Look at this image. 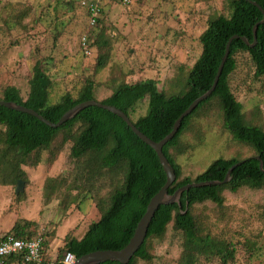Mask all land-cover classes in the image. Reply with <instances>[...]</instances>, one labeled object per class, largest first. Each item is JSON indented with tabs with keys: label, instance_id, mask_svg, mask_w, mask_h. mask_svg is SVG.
I'll use <instances>...</instances> for the list:
<instances>
[{
	"label": "trees",
	"instance_id": "16d2710c",
	"mask_svg": "<svg viewBox=\"0 0 264 264\" xmlns=\"http://www.w3.org/2000/svg\"><path fill=\"white\" fill-rule=\"evenodd\" d=\"M82 1L69 0L67 5L74 7L76 2L88 18L89 13ZM252 1L264 10V0ZM228 8L227 15L219 14L208 20L206 28L198 37L201 52L189 72L177 77V87L172 93L159 90L158 79L149 78L133 83L122 81L112 87L108 96L99 99L95 95L93 79L85 78L75 93L67 91L54 95L53 80L37 60L30 72L26 96L23 97L17 86L8 85L2 90L0 100L14 101L57 122L75 104L95 99L123 110L139 130L159 141L170 132L174 121L190 103L209 89L228 38L237 34L253 42L252 28L262 19V12L247 0H228ZM99 21L98 17L95 26ZM256 35V43L252 47L241 39L231 41L215 90L183 118L177 133L162 148L176 173V179L168 188L169 193L194 181L222 180L231 165L243 162L233 169L228 182L191 187L182 192L180 206L176 202L160 205L149 224L143 244L127 264L151 261L153 254L150 242L164 236L169 225L179 233L182 240L176 264H198L201 260L213 258L220 259V264H232L238 246L250 250L256 244L248 242L245 237L233 241L214 235L197 210V206L207 202L221 209L226 200L225 193L248 189L260 195L256 221L264 229V172L259 168V160L255 158L260 157L264 168V128L259 123H250L244 116L241 103L231 89L230 78L237 67V55L246 52L254 66V77L264 79V23L258 25ZM92 43L95 48L104 49L97 54L95 63L97 70L102 69L109 60V40L99 32ZM88 45L92 50L93 46L90 43ZM144 100H147L145 113L134 118L136 105ZM210 116L220 118L233 139L253 153L244 158L218 157L196 176H186L176 157L194 145L185 143L184 139L193 128L194 120ZM65 144H69L67 158L71 163L70 170L62 177L46 178L43 185V190H46L44 198L50 202L52 197L60 195L64 209L70 202L79 205L85 199H90L99 212L98 219L89 224L80 238L67 234L63 238V246L54 252H50L47 240L50 234L40 231L32 219H17L10 230L4 233L22 239L41 237L44 258H54L56 264H61L66 252L78 258L90 251L116 250L125 246L150 198L166 180L156 152L122 118L107 110L89 106L59 127L53 128L33 115L0 105V186L15 187L18 179L25 182L24 167L36 166L43 152L47 153L48 161L52 163ZM61 190L63 194H59ZM4 264H22L21 256H10ZM100 264L121 263L105 261Z\"/></svg>",
	"mask_w": 264,
	"mask_h": 264
},
{
	"label": "rangeland",
	"instance_id": "374dc122",
	"mask_svg": "<svg viewBox=\"0 0 264 264\" xmlns=\"http://www.w3.org/2000/svg\"><path fill=\"white\" fill-rule=\"evenodd\" d=\"M69 0H0V97L8 85H15L23 97L28 91L30 72L37 60L53 80L52 92L75 93L85 78L93 79L95 95L108 96L112 87L149 78L158 79V88L172 93L175 80L188 73L201 52L200 33L208 20L227 15L228 0H132L123 5L116 0H100L99 23L89 25V16ZM99 32L110 43L109 60L96 69L97 54L92 40ZM86 35L92 48L85 54L81 37ZM90 41V42H89ZM106 50V49H105ZM237 67L231 74V89L241 103L250 123L264 128V79L254 77L248 53L237 55ZM134 118L145 113L147 100L139 101ZM185 143L194 144L176 157L183 174L194 177L216 158H244L253 152L233 139L217 116L194 120ZM69 144L49 163L43 152L36 166L24 167L25 185L17 197L15 187L0 186V236L20 218L32 219L40 231L48 232L50 252L63 246L70 234L83 236L89 224L99 217L90 199L79 205L70 202L64 209L60 195L46 202L43 185L48 177H62L70 170ZM51 182V181H50ZM48 182V183H50ZM63 194L61 190L59 194ZM224 207L207 202L197 206L200 218L214 235L236 241L242 237L256 242L246 250L238 246L232 264H264V229L256 221L260 195L248 189L225 193ZM39 232V231H38ZM181 237L169 225L164 236L150 242L153 258L139 264H176ZM220 259L201 260L198 264H220Z\"/></svg>",
	"mask_w": 264,
	"mask_h": 264
},
{
	"label": "water",
	"instance_id": "95a60500",
	"mask_svg": "<svg viewBox=\"0 0 264 264\" xmlns=\"http://www.w3.org/2000/svg\"><path fill=\"white\" fill-rule=\"evenodd\" d=\"M247 1L255 5L256 7H258L263 15L262 19L256 22L252 28L253 42L250 43L245 36H241L237 34H234L228 38L225 44L224 53L221 57L216 74L213 78L212 84L209 87V89L190 103V105L174 121L170 132L167 135H165L162 139H160L159 141H155L149 138L146 134H144L141 130H139L123 110L117 108L114 105L102 103L95 99H88V100L75 104L74 106L66 110L60 116L57 122H52L48 120L47 118L43 117L41 114H39L34 109L28 108L14 101L0 100V105L16 110V111H20V112L33 115L34 117H36L38 120H40L47 126L53 127V128H57L63 123H65L66 121L72 119L78 112H80L86 107L96 106V107L102 108L122 118L125 121V123L131 128V130L144 143L149 145L157 154L159 162L163 168V171L165 172L166 180H165V183L161 186V188L150 198L146 206L145 212L139 219L134 229L133 235L129 239L128 243L125 246H123L121 249H116V250L98 249V250L90 251L76 258V260L74 261V264H100L105 261H117V262H120L121 264H127L130 261V259L134 256L136 251L143 244L145 237L147 235L149 224L156 210L158 209L160 205H167V204H172L176 202L180 206L181 204H180L179 199L183 191L188 190L191 187L220 185V184L228 182L231 178V172L233 171V169L243 162L242 160V161H238L234 163L233 165H231L226 171L225 176L222 180H204V181H198V182L194 181V182H190V183H187L185 185L178 187L173 193H169L168 188L173 183V181L176 179V173H175V170L172 164L169 162V160L163 153L162 148L177 133L183 118H185L188 114H190L200 102L207 99L212 94V92L215 90L219 77L221 75L223 66L229 54V48H230L231 41L233 39H241L249 47L254 46V44L256 43L257 27L259 24L264 23V10L255 1H252V0H247ZM255 158L259 160V168L264 172L263 162L260 160V157L255 156ZM24 185H25L24 180L18 179L16 182L15 193L18 194L19 192L23 191Z\"/></svg>",
	"mask_w": 264,
	"mask_h": 264
},
{
	"label": "built area",
	"instance_id": "2783aa9c",
	"mask_svg": "<svg viewBox=\"0 0 264 264\" xmlns=\"http://www.w3.org/2000/svg\"><path fill=\"white\" fill-rule=\"evenodd\" d=\"M100 0H83L82 4L89 13V24L95 25L100 15ZM123 5H128L132 0H117ZM81 47L85 54H90L87 36L81 37ZM20 255L22 264H56L54 258L46 260L44 258L42 238L33 239L16 238L13 235L3 234L0 237V264L10 256ZM76 257L70 252H66L61 260V264H74Z\"/></svg>",
	"mask_w": 264,
	"mask_h": 264
}]
</instances>
